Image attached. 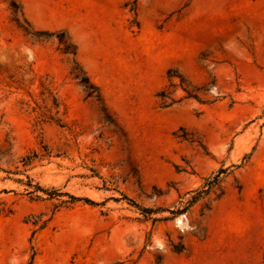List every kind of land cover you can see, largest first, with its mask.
Listing matches in <instances>:
<instances>
[{"label":"rangeland","instance_id":"rangeland-1","mask_svg":"<svg viewBox=\"0 0 264 264\" xmlns=\"http://www.w3.org/2000/svg\"><path fill=\"white\" fill-rule=\"evenodd\" d=\"M0 264H264V0H0Z\"/></svg>","mask_w":264,"mask_h":264},{"label":"trees","instance_id":"trees-1","mask_svg":"<svg viewBox=\"0 0 264 264\" xmlns=\"http://www.w3.org/2000/svg\"><path fill=\"white\" fill-rule=\"evenodd\" d=\"M74 55H76V53H73ZM177 75H175L174 73H169V79L172 81ZM179 78L181 79V86L183 88H185L184 86L187 84V81L179 76ZM176 84L172 83V86H175ZM85 86L86 88H88L91 92L90 94L93 93H98L99 95V91L98 89L90 82V80L87 78L86 82H85ZM187 93V97L186 98H193V99H199L198 95L195 93V91H189L188 89H184ZM172 92H169L167 90H163L158 97L163 101V105L164 107H169L173 104H175L177 101L172 97ZM225 173L224 170H221L219 172V175L214 177V182H219L220 180V174ZM210 184V183H209ZM214 184H212L211 186L209 185V189L207 190H203V191H195L192 192L193 194L195 193V195H192L190 198H186V197H181V201H179V205L180 207L176 210V211H171L173 214H181V213H186L188 212L201 198L203 194H207L209 193L214 187ZM39 190H43L41 189V187H38ZM70 198L74 201H78V200H84L87 203L90 204H95L93 201L89 200V199H78L74 196H70ZM146 212H153L152 210L146 209ZM182 249H177V252H181Z\"/></svg>","mask_w":264,"mask_h":264}]
</instances>
